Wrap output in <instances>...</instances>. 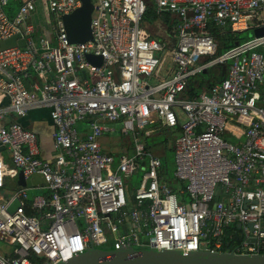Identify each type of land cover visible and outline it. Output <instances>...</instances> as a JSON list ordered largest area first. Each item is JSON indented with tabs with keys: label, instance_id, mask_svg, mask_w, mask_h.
<instances>
[{
	"label": "built area",
	"instance_id": "1",
	"mask_svg": "<svg viewBox=\"0 0 264 264\" xmlns=\"http://www.w3.org/2000/svg\"><path fill=\"white\" fill-rule=\"evenodd\" d=\"M90 1L92 40L73 44L63 16L81 0H0V44L17 42L0 46V247H11L0 264H58L91 247L218 252L231 225L241 253H264V0H151L162 37L145 0ZM213 28L263 32L219 53ZM215 66L226 77L184 98ZM43 110L50 159L19 122ZM231 126L243 128L238 143ZM158 129H179L178 191L143 143ZM20 173L45 193L30 195ZM7 178L16 186L3 195Z\"/></svg>",
	"mask_w": 264,
	"mask_h": 264
},
{
	"label": "water",
	"instance_id": "2",
	"mask_svg": "<svg viewBox=\"0 0 264 264\" xmlns=\"http://www.w3.org/2000/svg\"><path fill=\"white\" fill-rule=\"evenodd\" d=\"M93 5L90 0H81V6L72 13L63 16V23L70 43L78 44L92 40L91 14ZM263 30L253 32L260 36ZM86 59L95 65L101 63V57L87 54ZM18 184L25 186V181L20 173ZM18 205L14 199L8 208L13 212ZM251 228V225H249ZM240 229V225H237ZM248 242L254 243L255 239ZM58 264H264V253H237L235 251H180L141 249L127 247L121 249L91 247L71 260Z\"/></svg>",
	"mask_w": 264,
	"mask_h": 264
},
{
	"label": "crops",
	"instance_id": "3",
	"mask_svg": "<svg viewBox=\"0 0 264 264\" xmlns=\"http://www.w3.org/2000/svg\"><path fill=\"white\" fill-rule=\"evenodd\" d=\"M17 2L18 3L15 4L14 7L18 6L19 0H17ZM166 22H168V21H166ZM147 23L152 27L151 30H149V31L153 35L162 37L163 33L153 23H150V22H147ZM216 30H218V29H216ZM237 42H240V41H237ZM12 43L16 44L17 42L15 40H13ZM209 70H210V68L205 70V71H202L201 73L197 74L196 76L190 78L188 80V82L189 81L192 82V84H194V86H195L197 84V81H196L197 78L195 79V77L199 76L200 74L210 75ZM212 70L214 73L212 76H209L208 80L210 81L212 78L215 77L214 78V79H216L215 82L212 81V83L211 82L209 83L207 80L206 81L207 83H205L206 85L199 87L198 94L199 93H208L209 88L212 85L220 83L221 80H223L226 77V72H227L226 67L218 66V68H214V69L212 67ZM188 82H187V84H188ZM196 86H198V85H196ZM185 94L186 93H183L184 98H185ZM19 122L23 126L33 130L34 132H36L39 135L40 141H41L42 146H43V156L47 159H50L52 157L51 139H50V134L52 132V124H51V119L49 117L48 111L43 110V111H36L32 114L30 113V115H28V117H26L24 119H19ZM157 131L154 133H151L148 137H145L144 139L154 137L162 131V133H160V134L166 133V137H168L167 139L170 138L169 144L171 147L169 149L172 150L173 139L178 134L179 129H175V130L158 129ZM229 132H233L237 135V136H233V135L228 133V135H226V138L229 139L230 141H232L234 143H238L243 139V136H242L243 128H236V127L231 126V127H229ZM165 145H168V143H166ZM150 152L152 153L151 150H150ZM153 154L156 155L155 153H153ZM15 186L16 185L14 183H12L9 178H7L6 179V187H5L6 190L3 192V195H9L10 191L15 189ZM21 187H26L27 189H29L30 192H32V194L39 195V194L45 193V190L43 188V182H42L41 178L38 176L32 177L29 180L25 181V186H21ZM242 252H244V251H242Z\"/></svg>",
	"mask_w": 264,
	"mask_h": 264
},
{
	"label": "trees",
	"instance_id": "4",
	"mask_svg": "<svg viewBox=\"0 0 264 264\" xmlns=\"http://www.w3.org/2000/svg\"><path fill=\"white\" fill-rule=\"evenodd\" d=\"M145 1H146V13L144 15V21L154 23L156 21V19L158 18L157 14L155 13L154 5H153L151 0H145ZM163 20L168 21V16L164 15ZM212 32H213V35L215 36V38L217 39V41L219 42V49H218L219 53H222L225 50H227L228 48L232 47L237 41H243V40H240L239 33L231 32L229 29H224L223 31H218L216 29H212ZM199 76H200V78H198L196 80L197 81L196 85H198V86H196V85L194 86V84H192V82H190V81L186 85V89L184 91V93H186L185 98L191 99L192 97L198 95L199 87L206 85L205 83H207L206 81L208 80L210 75L200 74ZM214 78H212L210 81L208 80V82L209 83L210 82L212 83V81L215 82L216 79H214ZM167 141H168V139L166 138V133H164V139H162L160 141V145H161L160 147L161 148L159 151L155 147L150 148V147L146 146V148L150 149L152 151V153H155L156 155H158L160 157L161 169L163 168L166 170H168V165L166 162L167 157H165L163 153H165L167 151H169V152L172 151L169 148L168 149L165 148V144L167 143ZM166 182L169 184L170 187L174 188L173 183L168 181V179L166 180ZM221 240H222L221 251H235L237 253L242 252V250H241L242 239L240 236V231L236 225H231V226L227 227L224 231V234H223Z\"/></svg>",
	"mask_w": 264,
	"mask_h": 264
},
{
	"label": "rangeland",
	"instance_id": "5",
	"mask_svg": "<svg viewBox=\"0 0 264 264\" xmlns=\"http://www.w3.org/2000/svg\"><path fill=\"white\" fill-rule=\"evenodd\" d=\"M151 28H152L151 26H148V29L149 30H151ZM252 35H253V32L249 30V31H245V32L239 33V38H240V40H245V39H249ZM12 42H13V40H8V41H5V42H2L0 44V46L1 47H8L10 45H13ZM214 68H218V66L213 67V69ZM209 73H210V76L213 75L214 72H213L212 68H210ZM199 77L200 76H197V77H195V79L196 78L198 79ZM160 133H162V131ZM160 133H158L154 137H150V138L143 139L144 145L147 146V147H150V148L155 147L159 151L160 148H161L160 147L161 146L160 145V141L162 139H164V134H160ZM166 138H168V137H166ZM169 139L167 141L168 145H165V148L166 149H168V148L171 147L170 144H169L170 143L169 142ZM3 154H4V152H3ZM163 154H164L165 157H167L166 158V162H167V165H168V170L163 169V168L161 169L162 170L161 172L163 174V177L166 180L168 179V181L172 182L173 185H174L175 190L178 191L179 190V187L182 185V183L176 182L175 179H174V177H173V172L175 170L173 150L171 152L167 151V152H165ZM9 165L11 166V163L10 162H9ZM141 175H142V171L138 172L137 174H134L133 176H131V177H129L127 179L128 186L130 187V189H132V191H134L139 186V182L141 180ZM29 194L31 195L32 192L29 191ZM0 250L3 251V252H5L8 255L11 252V247H7V246H5V245L2 244L1 247H0Z\"/></svg>",
	"mask_w": 264,
	"mask_h": 264
}]
</instances>
